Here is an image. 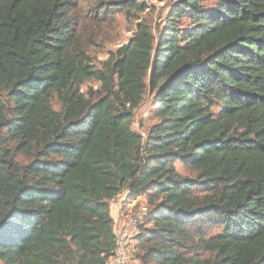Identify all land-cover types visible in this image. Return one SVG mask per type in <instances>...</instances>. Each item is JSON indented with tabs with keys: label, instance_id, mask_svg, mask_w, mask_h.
<instances>
[{
	"label": "trees",
	"instance_id": "16d2710c",
	"mask_svg": "<svg viewBox=\"0 0 264 264\" xmlns=\"http://www.w3.org/2000/svg\"><path fill=\"white\" fill-rule=\"evenodd\" d=\"M100 1L137 25L96 67L69 0H0V264H108L124 191L149 206L138 264H264V0H174L157 31Z\"/></svg>",
	"mask_w": 264,
	"mask_h": 264
},
{
	"label": "rangeland",
	"instance_id": "374dc122",
	"mask_svg": "<svg viewBox=\"0 0 264 264\" xmlns=\"http://www.w3.org/2000/svg\"><path fill=\"white\" fill-rule=\"evenodd\" d=\"M149 6L147 10L139 14L140 20L146 19L152 27L157 31L159 28L163 29L166 18L173 4L174 0H143ZM70 10L68 13V21L71 27V45L70 50L77 53L79 49L85 51L88 59L96 67H102L104 61L109 57L112 51L117 50L124 44H128L130 38L136 31L137 21L130 19L126 15L124 8L105 10L104 5H99L100 0H69ZM216 1H212L213 5ZM132 18V17H131ZM100 87V84L92 80H87L81 86L82 92L95 91ZM52 103L56 109H60V104L54 97ZM154 100L150 93L145 95L143 105L136 110L134 118V128L146 136L147 130L157 120L154 118L153 110ZM21 163H26L28 160L22 156L18 157ZM179 173L183 176L195 177L196 173L190 169L183 167L181 163L177 164ZM198 192L203 193L202 189ZM127 191H124L116 198V201L125 197ZM131 201H123L122 220H128L130 215H133L139 208L148 206V201L144 195L139 196ZM118 205L120 203L118 202ZM116 207V205H115ZM151 207V206H150ZM140 227H137L140 231ZM222 229H212V234L219 233ZM137 232L132 235L133 245L137 246ZM135 246V249H136ZM135 250L132 252V264H138L135 259Z\"/></svg>",
	"mask_w": 264,
	"mask_h": 264
},
{
	"label": "built area",
	"instance_id": "2783aa9c",
	"mask_svg": "<svg viewBox=\"0 0 264 264\" xmlns=\"http://www.w3.org/2000/svg\"><path fill=\"white\" fill-rule=\"evenodd\" d=\"M128 192V191H127ZM133 203L135 202V199ZM131 200V201H132ZM149 208L143 206L139 208L133 215L128 217V220L119 223V227L115 228L117 234V245L113 255L109 258L108 264H132V252L135 246L132 243V235L137 232V227L144 224L148 216Z\"/></svg>",
	"mask_w": 264,
	"mask_h": 264
},
{
	"label": "crops",
	"instance_id": "0c3cea01",
	"mask_svg": "<svg viewBox=\"0 0 264 264\" xmlns=\"http://www.w3.org/2000/svg\"><path fill=\"white\" fill-rule=\"evenodd\" d=\"M127 194H128V192L125 194V197H123L122 199H120L118 201H116V199L112 201L113 202L112 203V216L114 218L115 228H118L119 223L121 224L123 221L121 216H122V212H123L122 209H123L124 205L122 203H123V201H127ZM119 197H120V195H119ZM118 202L120 203V205H118ZM115 205H116V207H115Z\"/></svg>",
	"mask_w": 264,
	"mask_h": 264
}]
</instances>
